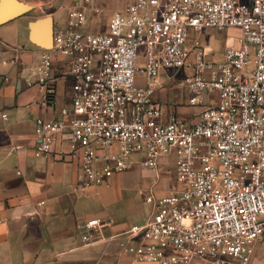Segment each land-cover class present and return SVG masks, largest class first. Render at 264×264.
Wrapping results in <instances>:
<instances>
[{"label":"built area","instance_id":"built-area-1","mask_svg":"<svg viewBox=\"0 0 264 264\" xmlns=\"http://www.w3.org/2000/svg\"><path fill=\"white\" fill-rule=\"evenodd\" d=\"M81 1L24 79L37 88L38 104L52 107L54 57L70 60V109L61 112L66 119L36 120L34 154L75 161L82 193L108 186L135 156L156 170L173 154L177 188L144 196L153 213L124 232L120 253L133 264H249L252 244L264 237V0H131L101 34L83 31L93 0ZM206 30L237 32L221 61L206 60ZM186 68L199 120L162 124L152 99L159 73ZM107 225L84 220L83 244L97 242Z\"/></svg>","mask_w":264,"mask_h":264},{"label":"crops","instance_id":"crops-1","mask_svg":"<svg viewBox=\"0 0 264 264\" xmlns=\"http://www.w3.org/2000/svg\"><path fill=\"white\" fill-rule=\"evenodd\" d=\"M130 1L93 0L85 10L83 31L106 33L112 14ZM81 2L0 0V264H133L120 253L118 242L153 213L144 196L161 197L177 188L173 154L160 158L156 170L140 167L135 156L132 167L115 175L108 186L86 193L76 188L75 161L60 162L55 152L34 154L36 120L66 119L61 112L70 109L74 85L70 60L55 55L54 105L41 107L37 88L25 87L24 79L34 73L45 49L37 43L34 25L51 18L53 30H62L68 12L82 7ZM22 6L28 10L13 16ZM200 39L206 60L221 61L227 43L214 55L202 35ZM191 73V68L160 71L152 95L161 107L160 123L167 124L173 116L189 126L198 122L200 107L189 105L191 94L183 84ZM137 81L145 86L141 74ZM203 97L215 101L212 94ZM142 212L146 215L139 219ZM94 217L105 218L108 225L97 242L84 245L80 225ZM249 264H264V237L252 244Z\"/></svg>","mask_w":264,"mask_h":264},{"label":"rangeland","instance_id":"rangeland-1","mask_svg":"<svg viewBox=\"0 0 264 264\" xmlns=\"http://www.w3.org/2000/svg\"><path fill=\"white\" fill-rule=\"evenodd\" d=\"M237 34L236 31L224 30H206L202 33V41L204 45H207V48L211 49L210 54L217 55L218 51L227 43L231 37ZM146 215V212H142L138 215V218L141 219ZM149 218V217H148ZM142 221V220H141Z\"/></svg>","mask_w":264,"mask_h":264},{"label":"water","instance_id":"water-1","mask_svg":"<svg viewBox=\"0 0 264 264\" xmlns=\"http://www.w3.org/2000/svg\"><path fill=\"white\" fill-rule=\"evenodd\" d=\"M26 10H28V7L22 6L21 10H16L13 16H16L17 14H20L21 12H24ZM52 33L53 27L51 18H45L34 25V35L37 36V43L42 48L46 49L51 47Z\"/></svg>","mask_w":264,"mask_h":264}]
</instances>
